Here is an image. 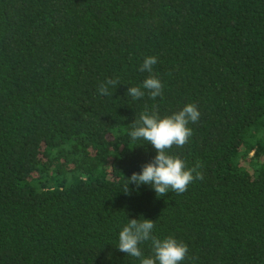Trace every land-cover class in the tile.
<instances>
[{
	"label": "trees",
	"instance_id": "trees-1",
	"mask_svg": "<svg viewBox=\"0 0 264 264\" xmlns=\"http://www.w3.org/2000/svg\"><path fill=\"white\" fill-rule=\"evenodd\" d=\"M146 56L163 95L134 100ZM189 103L170 153L203 180L126 195L156 155L131 123ZM141 218L188 245L183 264H264V0H0V264H140L117 247Z\"/></svg>",
	"mask_w": 264,
	"mask_h": 264
},
{
	"label": "clouds",
	"instance_id": "clouds-1",
	"mask_svg": "<svg viewBox=\"0 0 264 264\" xmlns=\"http://www.w3.org/2000/svg\"><path fill=\"white\" fill-rule=\"evenodd\" d=\"M157 57L146 56L140 66L141 72L149 73L142 86L128 87L126 95L134 100L141 99L145 92L151 99L163 95V84L153 73V66L157 64ZM117 79H106L98 85L97 92L101 96L110 95L109 89L116 88ZM143 89V90H142ZM200 112L195 103L186 104L181 110L161 117L158 108L151 111L145 107L138 119L131 123L128 133L132 141L144 140L153 146L156 151L151 162L142 166L140 173H133L127 179L123 192L130 195L129 184L138 189L141 185L150 186L157 197H163L170 191L177 195L188 190V186L196 180H203V165L197 161L189 167L179 155L171 154L173 146L182 148L188 144L193 136L189 124L199 121ZM155 222L141 218L128 219V223L119 232L117 249L127 256L138 258L140 264H183L189 258L188 245L173 236L159 238L153 234ZM150 241L152 254L143 255L140 245Z\"/></svg>",
	"mask_w": 264,
	"mask_h": 264
}]
</instances>
